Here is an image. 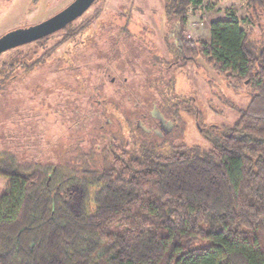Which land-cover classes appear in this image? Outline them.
Masks as SVG:
<instances>
[{
    "label": "trees",
    "instance_id": "16d2710c",
    "mask_svg": "<svg viewBox=\"0 0 264 264\" xmlns=\"http://www.w3.org/2000/svg\"><path fill=\"white\" fill-rule=\"evenodd\" d=\"M200 2L163 0L168 53L182 62L176 67L199 58L247 85L252 97L239 118L201 127L207 148L177 144L180 113L194 114L195 107L172 101V77L165 79L167 71L135 43L134 57L122 54L138 67L123 76L117 61L115 71L106 63L112 48L96 46L97 60L83 73L68 69L87 96L79 92L80 100L61 106L66 114L74 107L75 125L88 127L91 143L83 148L77 136V152L51 161L0 153V177L8 182L0 197V264H264V49L248 51L249 33L234 16L211 22L208 42L180 38L188 10ZM245 2L259 19L264 0ZM67 39L29 65L25 54L4 63L0 73L47 63ZM110 39L106 46L116 43ZM109 74L117 76L106 87ZM151 114H164L175 132L157 136L140 126Z\"/></svg>",
    "mask_w": 264,
    "mask_h": 264
},
{
    "label": "rangeland",
    "instance_id": "374dc122",
    "mask_svg": "<svg viewBox=\"0 0 264 264\" xmlns=\"http://www.w3.org/2000/svg\"><path fill=\"white\" fill-rule=\"evenodd\" d=\"M71 2L72 0H0V37L41 23ZM232 16L249 33L246 43L248 51L258 55L264 49V13L259 14V19L252 16L245 0H201L197 6L188 10L186 27L180 38L192 42H208L211 22L227 20ZM166 25L163 0H95L74 21L67 33L60 31L46 40L0 54V71L4 63L14 61L22 54L26 55L22 62L29 65L49 48L68 38L67 42L54 51L47 63L39 64L27 72L17 67L0 73V78L5 73L7 77L5 81L4 78L0 79V153L8 151L25 161H51L68 150L77 152L78 147L74 144L77 136L85 140L80 145L86 148L91 143L87 141L88 127L75 125L73 106L67 114L61 111V106L79 98V92L80 95L87 96L78 90L81 83L72 77L76 73L68 69L74 68L77 74L83 73L85 67H90L91 62L97 60L94 59L98 54H95V47L99 50L98 47L105 49L110 46L112 49L106 61L110 64L109 69L116 68L113 64L117 61L118 71L124 72L123 76L127 77L130 69L138 67L137 64L128 65L122 54L127 52L134 57L130 51L133 43L139 47V54L146 56L148 62L151 60L154 67L160 65L167 71L165 79L172 77V101H190L195 107L194 114L180 113L183 130L178 132L176 143L207 148L208 143L201 127L232 125L249 104L251 92L247 85L235 84L215 73L199 58L193 64L176 67L182 62L174 61L168 53L172 37L167 35ZM72 34L75 35L73 38ZM114 37V46L112 43L106 46V41ZM139 54L137 53L138 56ZM105 64L101 63V67ZM63 74L67 75L69 83L65 82L67 78ZM109 75L110 79H106L104 84H107L106 87L113 84L117 76ZM78 78L82 84H86L82 75ZM93 80H90L92 89L97 83ZM157 88L152 87L150 90ZM106 90L109 91L108 88ZM164 117L167 118L164 114H151V118H146L139 124L157 136L175 132L174 124L167 122L168 118ZM105 127L109 126L105 124ZM7 185V180L0 177V197Z\"/></svg>",
    "mask_w": 264,
    "mask_h": 264
},
{
    "label": "water",
    "instance_id": "95a60500",
    "mask_svg": "<svg viewBox=\"0 0 264 264\" xmlns=\"http://www.w3.org/2000/svg\"><path fill=\"white\" fill-rule=\"evenodd\" d=\"M94 1L73 0L66 8L45 21L0 37V54L55 33L83 15Z\"/></svg>",
    "mask_w": 264,
    "mask_h": 264
},
{
    "label": "flooded vegetation",
    "instance_id": "af4514ba",
    "mask_svg": "<svg viewBox=\"0 0 264 264\" xmlns=\"http://www.w3.org/2000/svg\"><path fill=\"white\" fill-rule=\"evenodd\" d=\"M72 1H73V0H72ZM94 2H95V1H94ZM94 2H93V3H94ZM91 6H92V5H91ZM91 6H90V7H91ZM90 7H89V8H90ZM89 8H88V9H89ZM88 9H87V10H88ZM62 10H63V9H62ZM59 12H60V11H59ZM85 12H86V11H85ZM57 13H58V12H57ZM83 14H84V13H83ZM81 16H82V15H81ZM81 16H80V17H81ZM80 17H79V18H80ZM77 19H78V18H77ZM77 19H76V20H77ZM76 20H74V21H76ZM74 21L71 22V23H69V24H67L65 27H63L62 29L56 31L55 33H52L51 35H49V36H47V37H44V38H42V39H40V40H37V41H35V42L46 40V39L50 38L51 36L55 35L56 33L60 32V31H63V32L67 33L68 26H69L70 24L73 25ZM72 25H71V26H72ZM29 27H30V26H29ZM26 28H27V27H26ZM21 29H23V28H21ZM35 42H33V43H35ZM29 44H30V43H29ZM23 46H24V45H23ZM148 57H149V59H151V56H148ZM170 57H171V55H170ZM152 64L154 65V63H152Z\"/></svg>",
    "mask_w": 264,
    "mask_h": 264
}]
</instances>
